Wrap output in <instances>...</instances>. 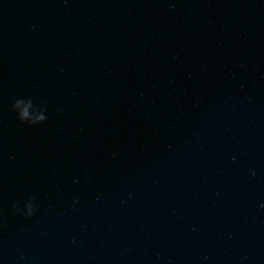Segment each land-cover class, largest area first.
Listing matches in <instances>:
<instances>
[{
	"label": "water",
	"instance_id": "water-1",
	"mask_svg": "<svg viewBox=\"0 0 264 264\" xmlns=\"http://www.w3.org/2000/svg\"><path fill=\"white\" fill-rule=\"evenodd\" d=\"M0 264H264V0H0Z\"/></svg>",
	"mask_w": 264,
	"mask_h": 264
},
{
	"label": "clouds",
	"instance_id": "clouds-1",
	"mask_svg": "<svg viewBox=\"0 0 264 264\" xmlns=\"http://www.w3.org/2000/svg\"><path fill=\"white\" fill-rule=\"evenodd\" d=\"M19 119L22 123H27L28 119H29V114H28V110L25 109L24 112L19 116ZM41 121H45V117L41 116L39 118ZM32 125H35L36 122L33 121L31 123ZM27 208H28V211H27V214L25 216V218H31L34 214H35V209L33 207V204L30 202L28 205H27ZM16 209H17V212H18V205L16 206Z\"/></svg>",
	"mask_w": 264,
	"mask_h": 264
}]
</instances>
